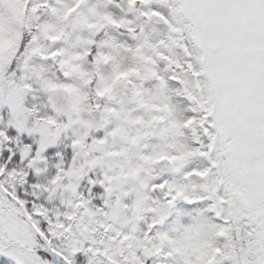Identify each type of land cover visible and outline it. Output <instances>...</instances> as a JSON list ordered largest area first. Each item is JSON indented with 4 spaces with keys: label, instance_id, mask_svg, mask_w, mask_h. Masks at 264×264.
Returning <instances> with one entry per match:
<instances>
[{
    "label": "snow or ice",
    "instance_id": "obj_1",
    "mask_svg": "<svg viewBox=\"0 0 264 264\" xmlns=\"http://www.w3.org/2000/svg\"><path fill=\"white\" fill-rule=\"evenodd\" d=\"M0 264H264V0H0Z\"/></svg>",
    "mask_w": 264,
    "mask_h": 264
}]
</instances>
